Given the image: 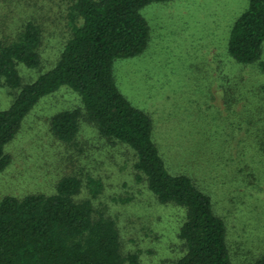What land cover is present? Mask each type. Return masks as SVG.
I'll use <instances>...</instances> for the list:
<instances>
[{"label": "trees", "instance_id": "trees-1", "mask_svg": "<svg viewBox=\"0 0 264 264\" xmlns=\"http://www.w3.org/2000/svg\"><path fill=\"white\" fill-rule=\"evenodd\" d=\"M40 1L42 6L37 0H0V86L13 95L0 109V173L12 164L7 148L30 112L67 88L81 106L50 118L54 142L73 152L81 124H86L109 146L130 153L135 183L180 218L176 238L181 254L170 264H234L226 222L215 213L205 188L212 174L217 180L228 177L216 168L223 155L203 151L210 137L202 136L193 144L195 151L180 144L184 171L171 170L154 140L151 117L121 93L113 74L117 61L138 57L149 44L142 9L173 0H48L53 4L48 8L43 6L47 0ZM46 38L60 43L53 65L42 71ZM263 44L264 0H248L229 30L227 54L238 65H261ZM24 69L38 74L24 82ZM257 121L261 124L253 121L257 128L248 136L254 153L225 161L240 165L231 170L230 180L255 192L264 184V118ZM181 141L193 142L188 137ZM56 171L48 191L1 196L0 264H143L140 250L124 249L109 207L97 202L104 189L101 180L83 178L78 169ZM249 264H264V253L253 254Z\"/></svg>", "mask_w": 264, "mask_h": 264}, {"label": "rangeland", "instance_id": "rangeland-1", "mask_svg": "<svg viewBox=\"0 0 264 264\" xmlns=\"http://www.w3.org/2000/svg\"><path fill=\"white\" fill-rule=\"evenodd\" d=\"M247 3L173 0L150 4L141 11L150 30L146 50L138 57L117 61L113 69L121 93L151 117L154 140L171 170L184 171L180 144L195 151L193 144L202 136L210 137L203 151L214 157L217 152L223 155L224 162L216 168L228 177L217 180L216 173L212 174L205 188L215 213L226 222L234 264H249L253 254L264 253V184L258 192L245 189L229 178L231 170L240 165L225 163L228 157L241 161L240 153H254L248 136L257 128L253 121L260 125L258 118H264V44L261 65H238L226 51L231 25ZM50 5L47 0L43 6ZM59 43L45 39L42 71L53 65ZM37 74L21 70L24 82ZM12 99V92L0 86V109ZM80 106L78 96L67 88L35 106L7 148L13 160L0 173V198L6 192L48 191L57 169H78L83 178L90 176L103 183L97 202L107 205L117 218L124 249L140 250L143 264H170L181 254L176 238L180 218L135 183L130 153L109 146L86 124H81L73 152L52 139L50 118ZM183 137L192 144L181 141Z\"/></svg>", "mask_w": 264, "mask_h": 264}]
</instances>
